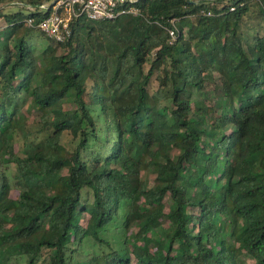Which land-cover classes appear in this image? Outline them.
Segmentation results:
<instances>
[{
	"label": "trees",
	"instance_id": "16d2710c",
	"mask_svg": "<svg viewBox=\"0 0 264 264\" xmlns=\"http://www.w3.org/2000/svg\"><path fill=\"white\" fill-rule=\"evenodd\" d=\"M10 1L0 264H264V0H136L64 41L27 23L50 0Z\"/></svg>",
	"mask_w": 264,
	"mask_h": 264
},
{
	"label": "built area",
	"instance_id": "2783aa9c",
	"mask_svg": "<svg viewBox=\"0 0 264 264\" xmlns=\"http://www.w3.org/2000/svg\"><path fill=\"white\" fill-rule=\"evenodd\" d=\"M136 0H50L39 6L28 5L30 10H47L51 12L38 22L29 17L27 23L38 26L46 35L64 41L72 33L71 22L74 19L87 18L92 20L114 19L123 15L139 16L141 8ZM170 39L173 41L176 29H170Z\"/></svg>",
	"mask_w": 264,
	"mask_h": 264
},
{
	"label": "rangeland",
	"instance_id": "374dc122",
	"mask_svg": "<svg viewBox=\"0 0 264 264\" xmlns=\"http://www.w3.org/2000/svg\"><path fill=\"white\" fill-rule=\"evenodd\" d=\"M15 4H17V3H15V1H10V2H6V3H3L2 5L3 6H5L6 7V10H14V9H16V5ZM3 23H5V18H4V16H0V25L1 24H3ZM110 23V24H109ZM110 25H115V26H117V24L116 23H111V22H101L100 24H98V26H100V28H101V30H103V34H104V36H105V40H106V44H111V42L112 41H114V40H116L118 37L117 36H113V37H111L109 34H111V33H114V32H116V30H115V26L114 27H112V28H106L105 29V26H110ZM111 29H113L112 31H111ZM127 31V30H126ZM139 31V30H138ZM128 32V31H127ZM130 33V32H129ZM39 33L37 32V31H33V32H31V34H30V37H32V42L33 43H35V44H37V45H39V46H41V44L43 43V40H45L41 35H38ZM128 34V33H127ZM133 34V35H132ZM130 34H128V35H126V36H129ZM121 36V35H120ZM189 36V35H188ZM130 37H134V33H131V35H130ZM121 41V40H120ZM120 41L118 40V41H116V44L118 45L119 43H120ZM122 44H124V45H126L127 47H128V49L130 48V45L128 44V43H124V42H121ZM100 47H104V46H100ZM63 50V49H62ZM118 51L116 50V53H117ZM115 55V54H114ZM111 60H112V62H111V65L113 64L114 65V63H115V56H112L111 57ZM132 57L131 56H129V57H127V65L128 66H130L131 64H132ZM103 75L104 76H107L108 75V73L106 74L105 73V71L103 72ZM195 95H197V92H196V94ZM40 114H41V111L38 109V107H37V105H36V103L34 102V100L33 99H30V101L28 102V104L25 106V108L22 110V115H23V117H25V119L28 121V122H32V123H35L38 119H39V116H40ZM69 135L68 134H66L65 135V138H64V140L67 142V141H69ZM15 146V149H17V145L15 144L14 145ZM9 156H11V157H13L14 156V152L12 151V152H10L9 153ZM106 236L107 237H110V238H115V239H119V237H122L123 236V234H122V232H119V231H117V230H111V231H109V233L108 234H106ZM116 244H120V240H116ZM85 247H86V249H91L92 248V246L91 245H89V244H87V245H85ZM241 256H242V258L244 259V261L246 262V263H251V262H253V258L249 255V254H247L246 252H243L242 254H241Z\"/></svg>",
	"mask_w": 264,
	"mask_h": 264
}]
</instances>
